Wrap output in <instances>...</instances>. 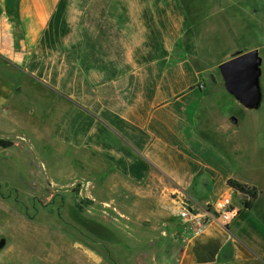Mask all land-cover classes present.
I'll return each mask as SVG.
<instances>
[{
	"label": "crops",
	"instance_id": "1",
	"mask_svg": "<svg viewBox=\"0 0 264 264\" xmlns=\"http://www.w3.org/2000/svg\"><path fill=\"white\" fill-rule=\"evenodd\" d=\"M252 50L263 96L264 0H0V139L22 126L44 154L82 166L64 179L120 212L224 197L240 209L229 224L189 238L178 227L163 264H264V153L244 134L229 146L214 93L220 65ZM230 179L258 189L253 209Z\"/></svg>",
	"mask_w": 264,
	"mask_h": 264
},
{
	"label": "rangeland",
	"instance_id": "2",
	"mask_svg": "<svg viewBox=\"0 0 264 264\" xmlns=\"http://www.w3.org/2000/svg\"><path fill=\"white\" fill-rule=\"evenodd\" d=\"M243 43L241 38L236 45ZM21 71L11 70V75ZM215 87L216 105L226 118L219 117L218 123L233 126L235 131L229 146L240 150L244 134L259 158L264 153V112L243 108L225 93L224 82ZM261 107L264 110V94ZM36 122L35 116L25 117L28 129ZM239 125L243 126L240 132L236 131ZM18 128L22 126L12 124L8 137L0 139V240H7L0 250V264H163L176 229L184 228L176 196L162 208L144 200L120 212L102 202L112 198L87 196L81 180L64 179L80 174L81 165L62 164L51 153L44 154L41 143L37 145ZM218 144L222 145L220 139ZM243 166L246 177L255 176ZM183 200L197 213L211 210L216 202L201 209L189 197ZM159 209L163 211L158 213Z\"/></svg>",
	"mask_w": 264,
	"mask_h": 264
},
{
	"label": "water",
	"instance_id": "3",
	"mask_svg": "<svg viewBox=\"0 0 264 264\" xmlns=\"http://www.w3.org/2000/svg\"><path fill=\"white\" fill-rule=\"evenodd\" d=\"M262 58L257 50H252L222 63L220 71L227 92L234 95L245 107L259 108L262 101L260 77ZM7 244L0 240V250Z\"/></svg>",
	"mask_w": 264,
	"mask_h": 264
},
{
	"label": "built area",
	"instance_id": "4",
	"mask_svg": "<svg viewBox=\"0 0 264 264\" xmlns=\"http://www.w3.org/2000/svg\"><path fill=\"white\" fill-rule=\"evenodd\" d=\"M179 210L181 222L184 225V236L189 238L202 232L211 221L228 225L240 209L234 207L230 202L220 199L211 205V210H206L203 213L195 212L193 206L184 200L180 202Z\"/></svg>",
	"mask_w": 264,
	"mask_h": 264
},
{
	"label": "trees",
	"instance_id": "5",
	"mask_svg": "<svg viewBox=\"0 0 264 264\" xmlns=\"http://www.w3.org/2000/svg\"><path fill=\"white\" fill-rule=\"evenodd\" d=\"M7 144V143H3ZM228 186L235 191V193L244 196V203L243 205L247 209H253L254 203L259 197V191L256 187L250 186L248 184H244L238 180L230 179L228 181Z\"/></svg>",
	"mask_w": 264,
	"mask_h": 264
}]
</instances>
